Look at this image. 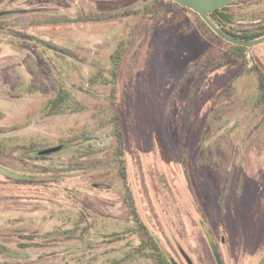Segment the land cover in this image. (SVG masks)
Listing matches in <instances>:
<instances>
[{
	"label": "rangeland",
	"instance_id": "rangeland-1",
	"mask_svg": "<svg viewBox=\"0 0 264 264\" xmlns=\"http://www.w3.org/2000/svg\"><path fill=\"white\" fill-rule=\"evenodd\" d=\"M151 2L0 0V264H112L139 242L113 159L117 113L127 184L172 261L188 264L181 244L195 264H218L206 224L223 264H264V105L255 106L264 42L244 59L224 57L192 104L199 71L235 42L191 11L155 25ZM145 5L142 19L83 20ZM229 11L236 27L255 24L264 0H236ZM115 48L124 53L118 76ZM25 177L43 182H15Z\"/></svg>",
	"mask_w": 264,
	"mask_h": 264
},
{
	"label": "trees",
	"instance_id": "trees-1",
	"mask_svg": "<svg viewBox=\"0 0 264 264\" xmlns=\"http://www.w3.org/2000/svg\"><path fill=\"white\" fill-rule=\"evenodd\" d=\"M238 1V0H237ZM151 7L154 8L155 14L158 15L155 19L154 24L156 25L159 20H163L167 13H169V21L171 23L174 22L175 18H179L178 13L182 11H191L195 14H197L202 21L205 23V25L217 36H220L219 33H217L206 21L205 19L197 12L193 11L192 9L183 7L179 5L178 3L174 2L173 0H168V2L163 3V0H152ZM160 3H162L160 5ZM236 3V1L228 4L227 6L208 11V15L215 21V23L224 30L227 34L230 36L242 40V41H253L259 38L264 37V18H259V22L255 24H250L246 26H238L236 27L234 23V13L230 12V6ZM159 5V6H158ZM158 6V7H157ZM150 6L145 5L144 9H141L140 6L137 7H126L125 9H118L115 10L112 13L104 14V13H96V15H91L84 17V21H97V22H104V21H112L116 20L118 18H124L129 15H135L136 18L141 19L144 17L145 13L151 9ZM145 11V12H143ZM181 18H184L183 16ZM68 21V20H65ZM139 25L137 24V27ZM135 31V30H134ZM133 31V33H134ZM137 33V28H136ZM222 37V36H220ZM48 46L51 48L56 49L57 51L63 52L68 55L76 56L77 54L74 51H70L67 49H64L62 47L56 46L55 44L50 43ZM236 51L233 54H223L222 57L217 61V66L211 67L206 69V71H199L201 74L200 77L197 75L195 77V82L193 83V96H192V104H194L199 96L201 95L204 85L206 84L207 80L210 78V75L213 71L217 70L218 68H222V66L226 63V60H224V57H231L236 59L239 58H246L245 51L249 50V46L235 43ZM236 56V57H235ZM124 53L120 52L118 48H115L114 52L111 55V59L116 66V71H112V74L115 76L119 75V68L121 66V62L123 60ZM237 60V59H236ZM198 64V63H197ZM207 66V65H206ZM189 74L194 72L193 69H190ZM256 72L258 75V97L255 103V106L259 107L261 105H264V70L257 64L256 66ZM187 77L185 74L183 80ZM117 89L113 90V94L116 96ZM62 100V92L59 93V95L53 100V102L56 104L57 102H60ZM115 106H117V103H115ZM112 124L114 128V134L116 137V146L114 150V161L116 162L118 166V173L120 176V179L123 181L125 187H124V200L125 203L130 211L131 217L134 221V230L135 233L139 236V242L136 245H133L131 249L121 258L118 260H114L112 264H127L133 259L139 258V257H146V258H152L155 260V264H175L172 259L169 257L168 253L163 249L159 239L157 236L149 229L147 224L143 221L142 216L140 214V211L138 209V205L136 203L134 193L131 189V187L127 184V145H126V137L125 132L122 125V118L119 113H117L112 118ZM43 150H41L37 155L40 158H46L48 153H42ZM51 153V152H50ZM15 182L18 184L23 185H36L43 180H38L35 178H16ZM89 214L85 213L84 211L81 212V219L82 222H87V226H85L82 229L81 237H84L83 234H85L86 231L89 230L91 222L88 220ZM211 230V229H210ZM212 232V231H211ZM218 248L220 250L219 244L216 241ZM212 249V248H211ZM187 252V251H186ZM188 253V252H187ZM221 253V252H220ZM189 254V253H188ZM191 257V256H190ZM215 257V256H214ZM192 258V257H191ZM193 260V259H192ZM194 262V261H193Z\"/></svg>",
	"mask_w": 264,
	"mask_h": 264
},
{
	"label": "water",
	"instance_id": "water-1",
	"mask_svg": "<svg viewBox=\"0 0 264 264\" xmlns=\"http://www.w3.org/2000/svg\"><path fill=\"white\" fill-rule=\"evenodd\" d=\"M173 1L178 3L179 5H181L183 7L192 9L193 11L199 13L205 19V21L217 33H219L221 36H223L224 38H226L229 41L239 43V44H243L246 46H252V45L264 42V37L253 40V41H242V40L236 39V38L230 36L229 34H227L224 30H222L215 23V21L208 15V11L223 8V7L227 6L228 4H230L236 0H173ZM56 149L59 150L60 147H58ZM51 151H52V149H48V150L42 151V153H50ZM203 227H204L208 241L210 243V246L212 248V251L214 253V256H215L218 264H223V258L221 256L220 250L218 248V245H217V243L213 237V234H212L210 228L206 224H204ZM178 246H179V249H180L182 255L185 257L186 261L188 262V264H195L193 262L192 258L190 257V255L183 248V246L181 244H178Z\"/></svg>",
	"mask_w": 264,
	"mask_h": 264
},
{
	"label": "flooded vegetation",
	"instance_id": "flooded-vegetation-1",
	"mask_svg": "<svg viewBox=\"0 0 264 264\" xmlns=\"http://www.w3.org/2000/svg\"><path fill=\"white\" fill-rule=\"evenodd\" d=\"M7 197H8V196H4V198H6V199H7ZM2 234H7V233H2ZM0 235H1V234H0Z\"/></svg>",
	"mask_w": 264,
	"mask_h": 264
}]
</instances>
